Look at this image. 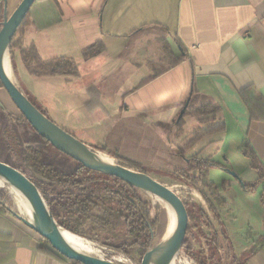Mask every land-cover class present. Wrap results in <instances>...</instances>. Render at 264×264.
Listing matches in <instances>:
<instances>
[{"label":"crops","instance_id":"crops-1","mask_svg":"<svg viewBox=\"0 0 264 264\" xmlns=\"http://www.w3.org/2000/svg\"><path fill=\"white\" fill-rule=\"evenodd\" d=\"M20 1L6 0L8 15ZM2 9L0 0V22ZM28 19L19 34L22 47L34 45L42 59L72 58L77 76H34L23 65L18 49L16 67L36 78V98L48 110L44 101L52 93L60 110L55 119L60 124L71 122L91 146L112 144L109 147L116 151L120 142H135V149L138 143L143 150L145 143H153L152 151L164 150L157 129L144 120L148 119L151 124L173 123L170 143L175 148L200 125L197 117L187 115L177 133L175 121L185 106L219 105L217 118L225 130L199 140L186 155L198 153L226 164L236 174L221 182L208 175L216 186L224 185L221 194L228 210L220 211L226 215L220 213L219 230L227 235L236 256L245 255L246 264H264L263 204L243 187L257 175L250 159L239 151L246 139L264 165V0H35ZM96 42L103 51L84 59L82 49ZM165 44L171 53L166 54ZM173 55L180 59L175 65L145 80ZM112 78L119 83L110 107L101 85ZM48 86H53V92L44 93ZM7 96L0 85L4 112L10 110ZM81 118L83 123L77 120ZM126 119L125 127L117 131ZM168 155L166 163L176 167L178 158L172 152ZM240 212L243 216L236 223ZM16 214L11 207L0 211V264H72Z\"/></svg>","mask_w":264,"mask_h":264},{"label":"trees","instance_id":"trees-1","mask_svg":"<svg viewBox=\"0 0 264 264\" xmlns=\"http://www.w3.org/2000/svg\"><path fill=\"white\" fill-rule=\"evenodd\" d=\"M28 23L27 12L9 44V56L13 63L15 64V50L18 49L23 65L34 76L40 77L55 74L69 77L77 76L76 64L72 58L42 59L39 57L34 45L22 47L18 33L21 34ZM163 48L166 54L168 52L171 53L169 45L165 44ZM102 51L103 45L96 42L84 47L81 53L84 59H88ZM179 60L177 56L173 55L168 63L161 68H156L153 74L145 80L147 81L163 73L169 66L175 65ZM24 94L36 106L25 92ZM219 112L220 107L218 104L200 102L188 108L185 106L179 118L175 121L176 128L179 131H182L184 117L187 115L197 117L200 123L198 127L194 128L182 139L181 143L175 146V150L172 152V155L178 158L179 163L171 175L179 181L181 180L185 186L191 191L193 190L201 199L200 205L194 202L189 205L183 201L187 211L188 224L180 255L196 261L197 264H246L245 255L236 256L225 232L218 231L215 225V222L220 224L219 209L228 210V205L221 194L224 185L218 187L209 180L208 171L211 168H222V165L211 158H201L198 153L191 156L186 155L199 140L225 130L224 123L217 118ZM16 119L21 121L42 144H47L55 151H58L48 141L40 137L21 114ZM3 142L4 136H0V144ZM20 147H18V150L21 149L23 155L19 164L13 160H11L12 163L0 161L19 169L36 184L57 224L62 229L84 236L85 229L82 226H85L91 219L101 224L102 227L114 228L122 224L130 238L134 240L133 245L140 244L138 238L144 236V241L140 244L139 251L141 254L146 251L151 244V239L156 236L159 213L151 217L148 204L140 194L141 191L118 178L102 174L105 177V179H102L98 177L101 173L86 169L60 151L58 153L68 157L75 163L73 168L66 172L50 163L44 149H41L40 146L28 145L26 148ZM104 150L108 151L106 148ZM239 151L250 159V167L257 175L254 182L244 183L243 187L258 195L264 211V165L246 139L241 142ZM115 157L125 160L120 156ZM127 162L125 164L126 167L146 173L141 164L131 161ZM26 169H30L34 175L43 178L42 181H39L41 185L25 172ZM160 171L166 173L163 167H161ZM109 180H112L118 186L117 190L109 186ZM42 185L50 188L54 195L50 196L47 194V189L46 191L44 188L42 189ZM5 192V189L0 188V211L4 209L3 196ZM156 208L158 210V206ZM262 238L264 240V226ZM44 241L49 244L45 239ZM116 248L122 249L123 246ZM69 261L72 264H81L77 261Z\"/></svg>","mask_w":264,"mask_h":264},{"label":"rangeland","instance_id":"rangeland-1","mask_svg":"<svg viewBox=\"0 0 264 264\" xmlns=\"http://www.w3.org/2000/svg\"><path fill=\"white\" fill-rule=\"evenodd\" d=\"M18 36H19V33H18ZM8 61L10 64V73L12 74L11 78L13 79L15 84L22 90L23 93L25 91L27 96L36 104V106L55 124H57L59 127L64 129L71 135L75 136L78 140H80L84 144L97 150L98 154L100 155L107 156L109 157V159L123 163L124 165L128 163L127 161L129 162L131 161L133 163L136 162V163L141 164L144 171L148 175L160 181L161 183L165 184L166 186L174 189V191L179 195V197L183 201L187 202V204L190 205L191 203L194 202L197 205H200L201 199H199L197 194L193 192V190L191 191L187 186H185L181 180L179 181L178 179L174 178V176H172L171 173L173 172L175 167H172V165H169L166 163L168 160V157H170L168 154L174 151V145L173 143H170V140L173 139L172 134L175 133L174 128H172L173 123H171V121L168 124H164V123L162 124V122L160 121L159 122L154 121L151 124L150 120L144 119L147 126L157 129L156 131L157 136L161 139V141L165 143L164 150L158 151L157 153L155 149L154 151H152L153 149H151L153 143H148V144L145 143L144 150L142 149V144L140 143L136 144V146H138L139 148L135 149V142L133 144L131 142L130 143L120 142L118 150L116 151L109 147L112 144H109L107 146L105 145L103 146L100 144H93V146H91L88 142V139L84 137L85 135L80 134L79 129L75 127L74 125H72L71 122L68 123L67 121L65 122L63 121L64 123L60 124L55 119V114L59 115L60 117V114H59L60 110H58L56 106L58 105V103L54 102L55 99H53V97L51 96L52 93L48 94L49 97H47V99L45 97V101H44L46 103L45 106L51 108V110L50 109L48 110L46 109V107H44L41 101H38L36 98V82H35L37 81L35 80L36 78L34 76H29V75L25 76L23 73H21V71H18V68L13 63V61L10 59V56H9ZM21 77L22 78L25 77V79L23 80V84H22ZM116 83H119V80L117 78H112V79H108L106 83H103V85H101L107 91V94H106L107 103L110 105V107H113L114 101L116 100V96H117L116 90L118 89V85ZM50 89L53 92V86H48L45 89L44 93L50 91ZM55 92L56 93L59 92L58 88L55 89ZM7 97H8L7 99H8L10 110L4 112L2 109V105L0 104V129L3 128L2 131L0 132L2 133L0 136H4V142L0 144L1 146L0 147V160L10 162V163H12L11 160H13L17 164H19L20 160L22 159L23 153L21 149L18 150V147H20L21 145L23 146V148H26L28 145L35 146V147L40 146L41 149H44L45 155H47L48 161L52 163L55 167L59 168L60 170L64 172L72 169L75 163L71 159L58 153V151H55L54 149L49 147L47 144L46 145L42 144L40 140L36 138L34 134H32V132L21 123V121L16 119L20 115V112L15 107V105L13 104L9 96ZM0 101L3 103L1 97H0ZM55 106H56V109H53ZM4 107L6 108V105ZM12 115L15 116V118L12 119L11 118ZM173 118L175 121L178 118V115H175ZM66 119L69 120L68 115H66ZM77 120H81V122L83 123L82 118L77 119ZM72 121H74V119ZM127 121L129 120L126 119L125 121L120 122L116 130L119 131L120 129H123ZM171 129H173V132L171 131ZM187 129H188V125L186 126V130ZM176 130H177V133L180 134V131L177 128ZM86 135L88 136V133ZM26 137H28V139H26ZM136 137L137 136L134 135L132 139L135 140ZM150 138L152 139L153 137L150 136ZM19 142L21 145L18 144ZM103 148L104 149L106 148L108 151L104 150ZM159 148L161 147L159 146ZM147 149H150V150H147ZM115 156H121L125 160H121ZM161 167L165 169L166 173H163L160 171ZM228 171L233 172L229 166L227 167V165L224 164L222 165V168H217V167L211 168L208 171V175L212 181L221 182L223 181L222 179L223 177L232 179ZM25 172L31 178H33L34 181L38 183L40 180L41 181L43 180V178L34 175L30 169H26ZM98 177L105 179L102 173L99 174ZM109 186H111L114 190H117L118 188V186L115 185L112 180H109ZM41 188L42 189L44 188L45 191L47 189L46 192L50 196L54 195L53 192L50 190V188H47L46 185H42ZM102 193H105V192H102ZM140 194L142 198L148 204L151 217H153L156 213H159V224L157 227L156 236L153 239H151V244L147 248L149 249L151 246L162 241V236L165 234L166 230L170 226L171 216L169 217V214L166 208L162 206L160 203L156 202L153 199L152 195H150L149 193H145L143 191H141ZM226 196L228 195L226 194ZM3 202H4L3 203L4 208L7 209L11 207L12 210L14 209L16 210L15 208L16 205L10 198L9 192L7 190L5 192V195L3 196ZM157 206H158V210L156 208ZM221 210H225V209L220 208L218 211L219 214L223 212V211L220 212ZM223 213L224 215H226V212H223ZM242 216H243L242 212H240L239 215H237L236 223H238L241 220ZM215 225L217 226L218 231H220L219 229L221 227V224H218L217 222H215ZM82 227L83 229H85V235L80 236V237L85 238L89 240L90 242L96 245H99L103 248L100 250H96L94 253H92L93 255L101 257L109 261H112V262H115V263H119V264H139L140 263L142 255L144 253L141 254V252L139 251V247H140V244L143 243L144 241V236L138 238L140 244L133 245L134 240L130 238L128 232L125 231V228L122 224L115 226L114 228L102 227L101 224H98L95 222L94 219H91L85 226H82ZM118 246H123V248L122 249L116 248ZM186 262L190 264H197L196 261L183 257L182 255H180V252H179V255L177 256V259H176V264H187Z\"/></svg>","mask_w":264,"mask_h":264},{"label":"water","instance_id":"water-1","mask_svg":"<svg viewBox=\"0 0 264 264\" xmlns=\"http://www.w3.org/2000/svg\"><path fill=\"white\" fill-rule=\"evenodd\" d=\"M35 0H21L8 15L6 0H3L2 21L0 22V83L9 98L25 118L30 127L48 141L56 150L70 157L88 170L102 173L149 193L168 203L176 215V225L171 235L151 246L142 255L139 264H166L174 256H178L187 231L188 216L183 200L174 191L150 175L126 167L123 163L107 162L100 159L98 151L84 144L71 135L39 110L25 96L22 90L9 77L4 68V57L9 58V44L18 26ZM236 177L234 172L228 171ZM0 177L18 188L33 207L36 219L29 221L23 216L17 217L42 238L50 247L67 260L81 264H119L98 258L76 250L62 237L51 211L36 184L19 169L0 161Z\"/></svg>","mask_w":264,"mask_h":264},{"label":"bare ground","instance_id":"bare-ground-1","mask_svg":"<svg viewBox=\"0 0 264 264\" xmlns=\"http://www.w3.org/2000/svg\"><path fill=\"white\" fill-rule=\"evenodd\" d=\"M8 60H9V58L7 57V55H5V57H4V68H5V71L7 72V74L9 75V77L11 78L12 74L10 73V64H9ZM99 157H100V159L107 161V162L113 161V160L109 159V157L104 156V155L99 154ZM0 188L6 189L9 192L10 198L12 199V201L16 205L15 208H16L17 214L23 216L25 219H27L29 221H34L36 219L33 207L31 206V204L28 201V199L26 198V196L18 188H16L15 186H13L8 181H6L4 178H1V177H0ZM153 199L156 202L160 203L162 206H164L166 208L168 214H169V217L171 216L170 226L166 230L165 234L162 236V240H164V239H167L171 235V233L173 232V230L175 228L176 215L173 211V208L168 203H166L165 201H163L157 197H154V196H153ZM59 231H60L62 237L64 238V240L69 245H71L76 250H78L82 253H85V254H88L91 256H95L92 253H94L96 250L103 249L101 246L96 245V244L90 242L89 240L82 238L78 235H75L69 231H66V230L62 229L61 227H60ZM95 257H98V256H95ZM98 258H101V257H98ZM176 259H177V256H174L166 264H176Z\"/></svg>","mask_w":264,"mask_h":264},{"label":"built area","instance_id":"built-area-1","mask_svg":"<svg viewBox=\"0 0 264 264\" xmlns=\"http://www.w3.org/2000/svg\"><path fill=\"white\" fill-rule=\"evenodd\" d=\"M187 264H190V263H188V262H186Z\"/></svg>","mask_w":264,"mask_h":264}]
</instances>
